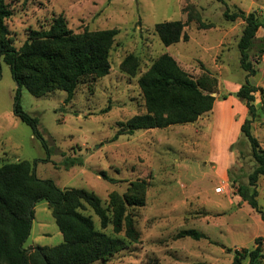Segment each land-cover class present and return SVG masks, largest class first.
<instances>
[{
	"label": "rangeland",
	"instance_id": "1",
	"mask_svg": "<svg viewBox=\"0 0 264 264\" xmlns=\"http://www.w3.org/2000/svg\"><path fill=\"white\" fill-rule=\"evenodd\" d=\"M6 2L12 11L5 20L8 37L17 48L29 30L47 28L59 14L75 32L117 29L109 53V73L81 78L68 103H64V90L35 96L21 87V106L38 117L42 138L15 116L17 84L4 62L0 77V165L35 161L40 178H50L61 188H84L98 195L110 218L113 193L122 197L131 182L147 183L144 204L127 206L140 232L139 240L93 264H150L153 259L159 264H230L236 249L257 245L261 254L254 264H264V221L237 193L239 185L248 183L255 161L241 130L250 116L245 101L236 94L247 79L256 86L251 130L264 148V54L258 55L256 47L250 50L256 73L247 76L238 48L244 21L225 17L229 8L257 11L264 20V0ZM177 19L186 23L188 39L163 44L155 24ZM257 36L264 37V27ZM163 53L172 55L195 79L204 73L216 79L213 108L194 122L137 129L113 140L130 117L145 112L138 79ZM129 54L135 57L133 74L121 68ZM66 156H79L84 162L67 169L63 164ZM100 170L117 181L103 179ZM257 189L264 210V175L259 177ZM34 210L24 247L60 243L63 236L47 201H37ZM82 212L92 217L96 229L123 236V231H114L111 221L102 228L89 206ZM185 228H196L206 237H174ZM243 264H248V258Z\"/></svg>",
	"mask_w": 264,
	"mask_h": 264
},
{
	"label": "trees",
	"instance_id": "2",
	"mask_svg": "<svg viewBox=\"0 0 264 264\" xmlns=\"http://www.w3.org/2000/svg\"><path fill=\"white\" fill-rule=\"evenodd\" d=\"M224 1V0H221ZM12 14L6 0H0V77L2 62L9 65L17 84L14 114L29 124L35 135L42 138L39 119L26 112L20 103V90L24 86L35 96L53 89L66 91L64 103L74 96L79 80L83 77H101L109 73V53L117 34L116 28L75 32L67 25L66 18L59 14L53 17L47 28L31 29L22 45L17 48L8 37L9 29L5 20ZM193 14L189 12L188 18ZM229 20L241 18L244 21L238 41L241 67L247 76L254 75L256 69L250 59V50L256 47L257 54H264V37L258 38L257 31L264 27V20L257 11L236 9L225 10ZM197 20L201 22L200 16ZM202 25L205 23L201 22ZM180 19L166 20L155 24V31L165 45L181 38L188 39ZM131 67V68H130ZM121 68L131 74L135 72V57L127 55ZM145 112L130 117L125 128L119 129L112 139L122 133L132 134L137 129L163 128L178 123L194 122L200 115L213 108L215 96L212 94L216 79L204 73L199 79L193 78L177 60L168 53L161 54L138 79ZM256 86L248 79L237 90V96L245 101L250 117L241 125L242 133L248 138L254 169L248 175V183L239 185L237 193L264 221V210L258 202L257 182L264 175V148L252 133L251 123L256 114L253 103ZM46 144V143H45ZM47 147V146H46ZM48 148V147H47ZM83 158L66 156L65 168L82 165ZM35 161L19 160L0 165V264H93L104 260L136 242L140 232L127 206L143 205L146 181L131 182L122 197L111 195L113 215L110 218L98 195L84 188H61L50 178H40L36 174ZM99 175L105 180L116 182L105 170ZM46 200L63 240L55 245H36L32 249L24 247L29 237L34 219L35 203ZM89 206L98 216L102 228L111 221L116 233L111 236L96 229L90 215L82 212ZM175 238L192 237L200 239L205 233L196 228L179 230ZM261 254L257 245L253 249H236L230 264H254ZM150 264H159L153 259Z\"/></svg>",
	"mask_w": 264,
	"mask_h": 264
}]
</instances>
